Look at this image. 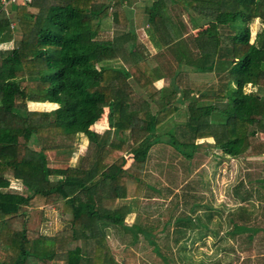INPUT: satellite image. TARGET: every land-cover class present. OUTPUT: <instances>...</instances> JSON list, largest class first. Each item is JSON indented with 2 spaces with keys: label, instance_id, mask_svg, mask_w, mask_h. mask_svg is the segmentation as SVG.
Returning a JSON list of instances; mask_svg holds the SVG:
<instances>
[{
  "label": "trees",
  "instance_id": "16d2710c",
  "mask_svg": "<svg viewBox=\"0 0 264 264\" xmlns=\"http://www.w3.org/2000/svg\"><path fill=\"white\" fill-rule=\"evenodd\" d=\"M2 1L0 264H126L132 253L125 246L116 256L107 234L114 230L127 232L134 246L142 234L155 258L175 264L160 254V229L128 223V202L144 197L146 168L163 166L148 164L157 144L173 147L168 167L177 160L185 172L202 139L214 140L220 158L264 155V0H141L155 53L135 26L140 0H31L10 11ZM177 8L195 28L213 22L216 30L195 37ZM256 20L263 28L252 42ZM5 40L12 44L1 45ZM183 65L217 81H187ZM162 76L167 88L158 86ZM180 95L188 102L186 121L152 139L179 112ZM31 103L54 108L32 110ZM104 110L107 129L100 132ZM85 138L93 148L88 163L79 154L71 164ZM234 193L249 200L248 191ZM31 210L46 218L55 212L61 226L53 234L32 227ZM254 215L244 209L236 231L255 232L247 226Z\"/></svg>",
  "mask_w": 264,
  "mask_h": 264
},
{
  "label": "rangeland",
  "instance_id": "374dc122",
  "mask_svg": "<svg viewBox=\"0 0 264 264\" xmlns=\"http://www.w3.org/2000/svg\"><path fill=\"white\" fill-rule=\"evenodd\" d=\"M249 26L251 41L255 42L263 25L259 20H256L251 22ZM213 28L215 26L211 24L192 35L199 36ZM139 35L148 49L155 53V49L145 33L139 32ZM107 65L120 67L116 62H108ZM198 81L201 84L214 83L217 81V77L214 73L208 74L201 76ZM53 108L54 106L48 104L31 103L29 105V109L32 110H51ZM99 125L100 123L96 124L95 127L98 129ZM198 143L202 146L195 161L189 167L191 177H183L181 172L180 177H183L185 182L182 186L179 184L175 187L178 190L176 194L173 190V184H169V190L165 191L164 188L160 200H149L150 205L148 200H144V204H141L140 208L141 225H148L156 230L164 228L154 240L159 245L161 255L177 258V260L174 259L175 264H183L182 251L183 256H186L185 260L190 264H197L202 261L211 264L217 259L221 260L223 264H264V232L261 233L260 231L253 238L252 232L236 231L238 226L244 225L242 219L244 209L246 212L255 211V215L251 217L252 222L249 221L250 224L247 226H251L252 229L259 226L264 228L263 217L257 218L261 212L260 207L264 206V191L258 190L254 183L259 173L255 163L252 162L247 165L246 160L220 158V151L214 147L215 142L207 143L205 139H202ZM90 149V144L85 138L80 143L71 164H74L77 156L82 154L85 157L83 165L86 166L91 154ZM207 150L210 152L209 156H206ZM251 157L253 156L250 155L248 158ZM130 161L128 160V162ZM247 166H251V171ZM181 168L185 171L186 167L182 166ZM242 169L250 175L249 178L246 177L245 187H240L241 184H239L244 181ZM203 171L205 172L202 173ZM237 187L240 192L248 191L250 195L248 201L241 202L235 197L234 191ZM12 188L21 190L23 187L22 184L14 182ZM259 192H263L261 197ZM193 204L196 206H192ZM147 205L148 209H146ZM150 210L153 211L152 214L146 215L145 212ZM29 212L32 215V227L39 228L47 234L55 233L61 226L56 213L53 211H48L47 218L37 211L31 210ZM44 219L47 220L43 221ZM133 220L134 216H129L127 219L128 223H132ZM259 223L262 224L258 225ZM107 234L116 256L124 250L125 246H127V251L132 253L130 256L127 255L126 264L167 263L165 258H155L152 252L153 243L144 238L142 234L139 235L136 246L129 244L131 237L127 232L114 230ZM177 238L180 239L179 244L175 243Z\"/></svg>",
  "mask_w": 264,
  "mask_h": 264
},
{
  "label": "crops",
  "instance_id": "0c3cea01",
  "mask_svg": "<svg viewBox=\"0 0 264 264\" xmlns=\"http://www.w3.org/2000/svg\"><path fill=\"white\" fill-rule=\"evenodd\" d=\"M2 5H3L4 10L10 11L11 7L16 6V5H23V4L16 3V2L13 3V2H10V0H3ZM140 7H141V0L137 3H135L133 6V10L135 12V17H136L135 18V20H136L135 26L137 27L138 33L141 32L144 34L145 28L148 26L147 25V18L145 16H142V9ZM177 10L180 11L181 9L177 8ZM180 13L182 14L183 21L186 24L187 29L191 34L198 32L200 30H203L207 26L209 27L211 24H212V26H215V28H213L210 31L216 30V28H217L216 24L213 22L205 24L206 26L195 28L193 25L194 24L193 21L191 20V18H189V15L186 12L184 13L183 11H180ZM138 16H140V17H138ZM15 25H16V23L13 22L11 25V29H10L11 32L7 31V33H10L12 35V30L15 27ZM7 35H9V34H7ZM145 35H146V33H145ZM195 37H197V36H195ZM11 44H12L11 40H5V42L1 45L9 47ZM181 70L189 72L186 76L187 81H189V78H190V80L198 81V80H200L201 76L202 77L204 76L203 74L193 72L192 68H188L185 65L182 66ZM166 81H167L166 78L164 76H162V78L158 82V86L167 88L168 84ZM197 95H198V93H197ZM178 101H179L178 106L180 107L179 112L171 120L166 122L162 127L155 129L152 133V137H151L152 139L158 138L163 134L174 133L176 126L179 124H183L186 121V107L188 106V102H185L181 95L179 96ZM106 116H107V110H104L103 119L99 122L100 125H99L98 129L96 128L100 132H103L107 129V119H106L107 117ZM134 122H138V121L135 120ZM261 139L264 140V136H262ZM205 140L207 141V143H209V142L214 143V140L212 138L205 139ZM164 141H167V140L165 139ZM89 144H90V142H89ZM92 149L93 148H91L90 151H92ZM173 150H174L173 147H171L167 142H164L162 144H157L152 148V152L150 154L148 164L162 162L163 166H160L159 168H152L149 166L148 168H146L143 176H144V179L148 183V186L150 188L148 187V189H146L147 191H146L144 197H142L140 200H136V202L135 201L134 202L133 201L128 202L129 204H132V213L130 214V217L134 216V220L132 221V223H129V224H133L135 222V220L138 221V219H140V217L142 216V215L140 216V211H141L140 208L142 206L141 204H144L143 203L144 200H146V201L148 200V204H149V200H155V199L160 200L161 196L163 194L164 188H165V191L169 190V184L170 185L173 184V190H174V193L176 194V191H178V190L175 187H177L179 184L182 186L183 182H185V179L183 177H185V176L191 177V172L189 171V169L186 171L187 172L186 173L184 171V169L181 168L182 166L179 165L177 160H175V162H174L175 166L168 167L169 166L168 164H170V162H169L170 157L173 154L172 153ZM209 155H210V152H208V150H207L206 156H209ZM196 156H197V154H196ZM196 156H195V159H196ZM249 159H251V160L249 161ZM243 161H245V160H243ZM252 162L255 163V167H256L257 171L259 172L258 177L256 178L254 183L256 184V187H258V190L264 191V155L253 156V157L248 158L246 160L247 165L251 164ZM130 164H131V161L127 163V167ZM247 168H249V170L251 171V166L250 167L247 166ZM253 169H255V168H253ZM249 170H248V172H250ZM242 171H243L242 179L245 181V177H247L246 174H248V173L247 172L245 173L243 169H242ZM181 172H182V176H183L182 178L180 177ZM204 172L205 171H203L202 173H204ZM239 175H241V174L239 173ZM12 183H14V182H12ZM150 202H154V201H150ZM146 209H148V205H147ZM152 212L153 211L150 210V211H147L145 213H146V215L150 216L152 214ZM260 216H261V212H260V215L258 217L260 218ZM261 217H263V216H261ZM263 220H264V218H263ZM261 224L262 223H259L258 225H261ZM163 229L164 228L160 229L159 232L163 231ZM254 229H257V230L255 232L252 231L251 234L253 235V238L255 235H258V233L260 231H261V233L264 232V228H261V226H259L258 228L255 227Z\"/></svg>",
  "mask_w": 264,
  "mask_h": 264
},
{
  "label": "built area",
  "instance_id": "2783aa9c",
  "mask_svg": "<svg viewBox=\"0 0 264 264\" xmlns=\"http://www.w3.org/2000/svg\"><path fill=\"white\" fill-rule=\"evenodd\" d=\"M10 2H16V3H21V4H26L28 2H31V0H10Z\"/></svg>",
  "mask_w": 264,
  "mask_h": 264
}]
</instances>
